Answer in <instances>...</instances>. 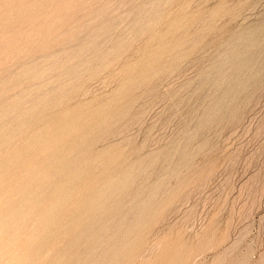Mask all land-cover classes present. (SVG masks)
<instances>
[{"label": "rangeland", "instance_id": "rangeland-1", "mask_svg": "<svg viewBox=\"0 0 264 264\" xmlns=\"http://www.w3.org/2000/svg\"><path fill=\"white\" fill-rule=\"evenodd\" d=\"M247 36L210 116L207 70ZM48 179L67 188L58 222L0 191V264H264V0H0V182L33 197ZM108 179L143 193L103 228L109 208H83Z\"/></svg>", "mask_w": 264, "mask_h": 264}, {"label": "bare ground", "instance_id": "bare-ground-1", "mask_svg": "<svg viewBox=\"0 0 264 264\" xmlns=\"http://www.w3.org/2000/svg\"><path fill=\"white\" fill-rule=\"evenodd\" d=\"M155 13H158V12L155 11ZM140 21H141L142 25L139 23V25L136 28L139 31L146 24L147 19L140 18ZM254 40L255 39L247 36L244 39L243 45L241 47L232 49V50L225 52V53L218 54L216 57L218 64L213 65L210 69L207 70V74H206L207 76L205 77V80L211 84V86L216 90V93H217L214 96L209 97L208 104L205 105L206 107H205L204 111H206V113L208 115L214 116V117L220 116L224 106L227 103L232 102L235 99V97L232 96L231 93H234L233 91H234V88L236 86L234 85V83H231V82H234V81L238 82L240 77H244L245 68L248 67V65L250 64V61L252 60L253 54L259 48L257 46V49L255 50L256 42H254ZM253 50H254V53H252ZM243 52L246 54V56L241 59L240 55ZM104 60H102V61H104ZM165 72L166 71H162L160 75H164ZM83 94H85V93L83 92ZM24 101L25 102L28 101V99L25 95L22 96L20 98V100L17 101V104H21ZM29 112L27 110H22L21 116L17 118V120L19 121V124L24 120L25 117L29 116L28 115ZM120 115H122V114L119 113L118 117ZM115 118H116V116H115ZM9 120H10L9 116H8V119L4 120V124H3V126H1L2 131L7 130L5 123L8 122ZM201 128L202 127H199L197 130L199 131ZM185 159H187V157H185ZM141 166L142 165H140L139 168ZM72 169L79 171L76 173L81 172L80 166L77 167V163H75L73 165ZM90 170L93 171L92 166H89V171ZM129 170H133V169L132 168L126 169V171H129ZM19 173H18V175H19ZM21 177L22 176L19 175V180L22 181ZM114 180H116V179H108L107 181H104V182L102 180L101 182H103V183H102L100 189L96 192V195H94L95 193L93 194L95 200H93L92 202H88V203L85 202L86 208H83V210L85 212H88L92 215H95L97 212V209H99V208H109L108 210L105 209L104 211H99L96 214L99 217L100 222L103 224V225H101L103 228H106L107 226H110V225H112V226L119 225L118 220H115L111 217L113 215V213L115 211L119 210V207L120 208H128L129 205L135 203L134 200L137 199V197L142 195V193H143L140 191L141 188L137 187L136 188L137 190L134 192L133 197L127 199V197L124 194L118 192L119 185L115 184ZM132 181H134V178L132 176H129L127 178H123L121 180V187L120 188H126V185H127L126 183L132 182ZM15 188L18 190H21L22 193L20 195L21 198H20L18 203L14 204V200L10 201V204L14 208H24L25 207V208H30L28 210V211H30L31 208H34L36 206L38 201L41 202L42 199L47 198L48 200H50V204H49L48 209H46V211L48 210V212H47L48 215L45 217L46 222H49L48 224L53 223V222H58L59 218L61 217V211H62V208H60V207L62 206V204L64 203V200L66 199L65 194L67 192V188H65L64 186L61 187L59 185H56V183L54 181L48 179L45 181H40L39 187L34 189L37 191V194L34 195L33 197H28L27 194H30L29 192L32 189L25 190V187L23 184L22 185H15V186L11 187L10 185H6V184H3L2 182H0V191H2L5 196H8V197H5L6 199L11 197L9 195L12 194L13 189H15ZM48 189L51 190V193H49L47 196V193H44L45 191H43V190H48ZM152 191L148 194L147 200H145V203L143 205V208H148L147 211H145L143 213L145 215V217H148V218H151V216H152V213L150 212L151 211L150 208H153L155 194H156L154 189H152ZM43 194H44V196H43ZM28 198H32V199H28ZM6 201L9 202L8 200H6ZM4 205H6V204H4ZM11 205H10V207L13 208ZM110 214H111V216H110ZM155 216H157V215H155ZM83 236L85 238H88V240H90V239L92 240L89 233H85V234H83ZM108 240L110 241L111 238H108Z\"/></svg>", "mask_w": 264, "mask_h": 264}]
</instances>
